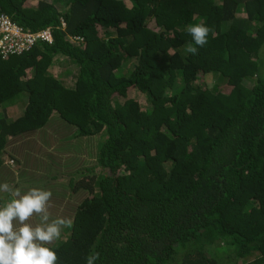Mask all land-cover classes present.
<instances>
[{
	"label": "trees",
	"instance_id": "trees-1",
	"mask_svg": "<svg viewBox=\"0 0 264 264\" xmlns=\"http://www.w3.org/2000/svg\"><path fill=\"white\" fill-rule=\"evenodd\" d=\"M33 2L0 0L53 36L0 57V152L56 118L101 138L93 167L57 176L86 194L57 264H264V0ZM200 22L208 42L185 54ZM64 59L72 88L49 72Z\"/></svg>",
	"mask_w": 264,
	"mask_h": 264
},
{
	"label": "crops",
	"instance_id": "crops-1",
	"mask_svg": "<svg viewBox=\"0 0 264 264\" xmlns=\"http://www.w3.org/2000/svg\"><path fill=\"white\" fill-rule=\"evenodd\" d=\"M53 125L7 139L0 152V181L8 182L13 192L0 194V205L12 199L16 189L23 193L31 187H42L52 192L48 208L51 218L70 219L73 223L76 207L86 194L80 191L70 198L72 188L57 176L73 177L89 168L87 161L89 158L96 161L98 148L88 146L85 140L90 138H74L75 131L70 135L68 128L66 132L57 123ZM75 139L83 141L77 145L72 143ZM30 222L35 225L38 217H32ZM69 230L62 229V234ZM65 236L61 235V239ZM61 239L51 247L57 246Z\"/></svg>",
	"mask_w": 264,
	"mask_h": 264
},
{
	"label": "clouds",
	"instance_id": "clouds-1",
	"mask_svg": "<svg viewBox=\"0 0 264 264\" xmlns=\"http://www.w3.org/2000/svg\"><path fill=\"white\" fill-rule=\"evenodd\" d=\"M186 31L191 42L185 45V54L195 55L197 46L207 44L211 29L200 22L189 24ZM29 49L13 55H21ZM0 57L8 58L1 54ZM12 192L8 182L0 181V194ZM51 197L52 192L42 187H31L23 193L16 189L14 197L0 205V264H57V252L51 245L61 239L62 229L72 227V221L51 218L48 211ZM34 216L39 221L35 225L30 222ZM99 258V253L94 252L87 257V264H94Z\"/></svg>",
	"mask_w": 264,
	"mask_h": 264
},
{
	"label": "built area",
	"instance_id": "built-area-1",
	"mask_svg": "<svg viewBox=\"0 0 264 264\" xmlns=\"http://www.w3.org/2000/svg\"><path fill=\"white\" fill-rule=\"evenodd\" d=\"M62 26L66 24L62 21ZM52 42V31L47 29L39 33H28L23 28L15 25L10 18L0 15V54L3 58L29 49L38 41Z\"/></svg>",
	"mask_w": 264,
	"mask_h": 264
},
{
	"label": "rangeland",
	"instance_id": "rangeland-1",
	"mask_svg": "<svg viewBox=\"0 0 264 264\" xmlns=\"http://www.w3.org/2000/svg\"><path fill=\"white\" fill-rule=\"evenodd\" d=\"M49 1H51V0H49ZM54 2H55V0H54ZM32 4H36L35 0ZM59 62L60 63L56 64L53 68H51L49 70V72H50V74L54 75L57 79L62 80L66 86H69L70 88H72L74 86V84L76 83L78 72L76 69L71 68V64L69 62H65L64 60L63 61L59 60ZM64 71H66V72H64ZM28 72L30 75H32V69H29ZM211 75H214L213 78H211V80L204 79V86L209 81V85L211 87L213 86V90H215L216 92H224V93L229 92L230 88L226 84L225 80L222 79V77L215 75V74H211ZM141 104H143V106L145 105V99H143V98L141 99ZM56 119H58V121L56 122L58 127L66 128V132H67V128H68L69 130L67 133H69L70 135L72 134V132L75 131L70 126L66 125L61 119H59V118H56ZM102 138L104 139V137H102ZM82 141L83 140L75 139L72 141V143H75L78 145ZM85 142H88L87 143L88 146H94L95 148H98L97 151H99V148L101 146V138L99 135L95 136V137H91L90 139H86ZM79 147H81V145H79ZM85 147L86 146H84V148ZM89 159L90 160L87 161L86 165H88L91 168L96 164V161L92 160L91 158H89ZM73 203L75 204V202H73ZM64 204H65V202H64Z\"/></svg>",
	"mask_w": 264,
	"mask_h": 264
}]
</instances>
